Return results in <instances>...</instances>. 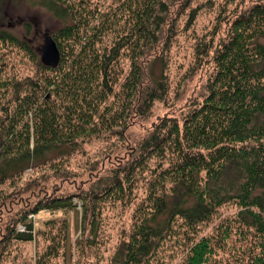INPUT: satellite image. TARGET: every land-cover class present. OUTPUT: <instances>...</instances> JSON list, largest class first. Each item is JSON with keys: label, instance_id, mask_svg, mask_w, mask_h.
Instances as JSON below:
<instances>
[{"label": "trees", "instance_id": "trees-1", "mask_svg": "<svg viewBox=\"0 0 264 264\" xmlns=\"http://www.w3.org/2000/svg\"><path fill=\"white\" fill-rule=\"evenodd\" d=\"M105 1L38 0L62 22L53 33L61 62L56 68L40 64L44 73L24 81L0 78V183L70 154L79 139L101 131V124L115 132L121 113L108 102L119 95L113 71L124 49L131 59L122 84L128 107L136 104V112L146 116L156 101L166 100L164 74L144 85L141 58L159 41L170 12L168 0ZM230 5L236 7L230 10ZM198 10L191 9L189 23ZM223 22L228 29L217 45L213 37L197 49L199 56L211 58L206 92L182 118L162 117L138 144L132 161L102 190L123 188L150 160H158L145 204L108 264H164L166 241L182 229V245H189L181 264L223 263L218 251L232 232L245 241L237 264H264V0H226L215 35ZM112 35L114 43L104 45ZM6 40L28 48L16 34L0 30V42ZM96 196L90 194L92 200ZM228 204L237 206L233 217L216 233L198 236L201 224ZM70 206V196L41 200L15 218L10 240L33 239L29 212Z\"/></svg>", "mask_w": 264, "mask_h": 264}, {"label": "rangeland", "instance_id": "rangeland-1", "mask_svg": "<svg viewBox=\"0 0 264 264\" xmlns=\"http://www.w3.org/2000/svg\"><path fill=\"white\" fill-rule=\"evenodd\" d=\"M95 1L107 4L105 0ZM225 2L168 0L170 12L159 33V41L141 58L144 85H153V80L160 78L161 73L169 85L166 100L156 101L148 115H139L136 104L132 103L133 108L128 107L129 97L122 90V84L130 73L131 59L129 51L124 49L113 71L117 81L115 91L119 95L110 97L108 102L116 113H121L115 132L101 124V131L79 139L70 154L0 183V264L109 263L120 243L128 238L137 209L145 204L148 183L158 160H150L144 171L132 176L123 188L108 193L102 190L111 183L119 168L132 161L138 144L162 117L182 118L191 103L206 92L212 72L211 58L199 56L197 49L213 37L216 46L225 36L228 26L224 22L218 33H214L216 18ZM193 7H199V10L196 19L189 23ZM235 7L230 5L229 9ZM173 21V31H170ZM61 26L62 22L38 0H0V30L14 33L28 43L25 49L9 40L0 42V78L24 81L28 77L41 76L44 73L41 48L46 36L53 35ZM113 36L105 37L103 44L111 46L115 41ZM121 102L128 108H122ZM93 192L99 196L92 200L90 194ZM68 196L72 198L73 206L27 214L33 224L32 240H10L9 229L15 224V218L41 200ZM236 211L237 206L233 204L221 207L209 221L201 224L197 235L216 233L219 225L231 219ZM17 227L25 229L21 223ZM183 237L182 229L181 234L166 241L164 264H181L187 252L184 249L189 245H182ZM227 241L217 256L223 263L217 264H237V259L243 257L245 241L234 232Z\"/></svg>", "mask_w": 264, "mask_h": 264}, {"label": "water", "instance_id": "water-1", "mask_svg": "<svg viewBox=\"0 0 264 264\" xmlns=\"http://www.w3.org/2000/svg\"><path fill=\"white\" fill-rule=\"evenodd\" d=\"M41 61L45 66L56 68L61 62V51L53 35H47L41 48Z\"/></svg>", "mask_w": 264, "mask_h": 264}]
</instances>
